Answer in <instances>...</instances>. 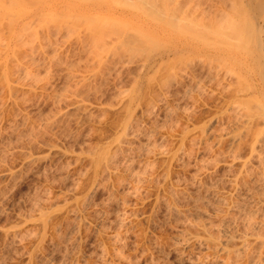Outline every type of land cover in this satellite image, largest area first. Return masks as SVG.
Returning <instances> with one entry per match:
<instances>
[{
  "label": "rangeland",
  "instance_id": "1",
  "mask_svg": "<svg viewBox=\"0 0 264 264\" xmlns=\"http://www.w3.org/2000/svg\"><path fill=\"white\" fill-rule=\"evenodd\" d=\"M12 2L0 0L1 40L10 32L7 18L18 25L28 22V8H13ZM29 27L26 33L32 36L39 28ZM23 41L30 45L33 39ZM32 47L34 53L23 50L8 63L7 79L0 71V264H199L208 253L176 252L174 236L187 221L218 225L217 193L230 192L226 177L238 170L239 157H249L248 140L230 150L223 137L235 133L229 117L234 114L222 113L225 94L205 79L206 69L198 72L204 88L197 94L186 91V80L165 89L149 81L132 111L126 100L137 77L135 64L118 65L81 88L76 82L92 68L75 42L59 40L46 55L38 45ZM24 67L31 72L26 75ZM79 98L90 116L72 111ZM126 108L133 112L139 139L117 151L108 168H99L91 155L114 137L130 114ZM232 159L237 161L229 164ZM227 164L234 165L232 170ZM130 170L144 173L142 184ZM171 200L182 217L168 211ZM39 208L46 212L42 222ZM122 213L126 217L120 225ZM115 234L119 237L112 240Z\"/></svg>",
  "mask_w": 264,
  "mask_h": 264
},
{
  "label": "bare ground",
  "instance_id": "2",
  "mask_svg": "<svg viewBox=\"0 0 264 264\" xmlns=\"http://www.w3.org/2000/svg\"><path fill=\"white\" fill-rule=\"evenodd\" d=\"M20 5L29 10L28 22L18 25L7 18L10 25L7 46H3L7 40L0 38L1 42L4 41L0 46V51H4L0 52L3 54L0 57V71L5 79L9 75L8 63L17 61L23 50L31 55L35 52L32 45L36 44L46 55L47 50L59 40L64 44L75 42L81 54L86 56L85 60H90L92 69L86 78L77 82V78L74 81L69 78L81 88L95 77L103 79L118 65L127 68L131 63L135 64L137 77L127 96V108L140 100V93L151 80L159 83L161 89L168 88L172 83L188 82L186 91L188 88L189 93L197 94L204 88L198 72L206 69L205 79L213 82L225 94L222 113L234 114L233 119L229 114L232 120V125H229L234 127L232 133H235L224 130L227 133L222 136L228 138L230 150L241 147L242 142L245 144V140H248L249 157L242 160L237 155L242 162L238 170L234 167L237 170L234 175L230 171L233 175L231 178L226 177L230 192L224 193L222 190V193H217V205H212L219 215L221 212L219 218L216 215L218 221L215 224L218 225L214 227L203 219L204 223L184 221L185 226L174 236L173 247L176 252L192 249L208 253L205 259H198L199 264H264V0H13V8ZM30 24L39 27L33 36L26 33L31 28ZM38 30H42L44 35L39 36ZM53 30L57 31L54 35ZM25 36L33 39L30 45L23 41ZM27 71L26 75L29 74ZM7 84L10 87L11 84ZM77 100L72 111L81 110L84 117L90 116L91 109L87 108V111L85 101L82 98ZM87 107L90 108L89 105ZM127 108L125 112L129 114L135 107L131 108L132 111ZM132 113L118 125L111 140L88 152L93 151L91 156L95 166L108 168L117 151L139 139L137 128L135 130L133 126L135 120L131 119ZM203 138L199 140L204 141ZM202 141H199V146ZM235 155L232 157L237 159ZM31 157L28 156V159ZM229 164L225 167L232 170L234 165L231 167ZM132 173L130 175L138 183L144 180L143 172ZM243 186L251 188L244 189ZM212 194L215 197L214 191ZM171 201L167 206L168 211L181 216L183 212L180 213V209ZM195 201L203 202L201 199ZM243 204L246 208L241 209ZM43 209H40L39 222L44 220L46 214ZM233 212L234 217H239H235L237 220L232 218ZM126 214L122 213L118 218L120 225ZM115 235L111 236L112 240L119 237Z\"/></svg>",
  "mask_w": 264,
  "mask_h": 264
}]
</instances>
